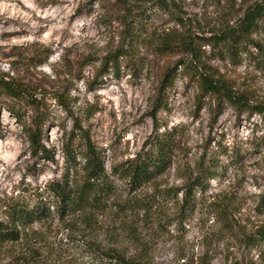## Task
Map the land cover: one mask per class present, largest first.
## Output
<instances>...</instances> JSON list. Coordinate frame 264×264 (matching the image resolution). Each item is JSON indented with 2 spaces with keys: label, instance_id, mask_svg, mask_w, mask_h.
<instances>
[{
  "label": "rangeland",
  "instance_id": "obj_1",
  "mask_svg": "<svg viewBox=\"0 0 264 264\" xmlns=\"http://www.w3.org/2000/svg\"><path fill=\"white\" fill-rule=\"evenodd\" d=\"M105 1L104 7L98 0L84 7L88 0H0V70L49 91L51 120L44 126V145L53 154L52 160H33L21 122L1 110L0 205L22 195L24 188H39L62 176L61 144L74 119L87 130L107 168L141 151L156 124L158 132L175 133L174 162L130 197L145 199L155 188L181 187L205 154V160L218 157L219 174L209 180L201 202L180 218L174 202L157 195L150 209L137 212L129 204L120 211L109 199L103 212L95 213L94 226L91 217L92 232H79L84 227L79 223L69 229L57 219L33 223L44 238L39 264H92L81 248L90 238L107 246L112 231L116 239L111 244L129 255L142 246L152 264H264V240L256 233L264 226V207L258 205L264 194V111L257 110L264 106V63L244 59L233 64L216 58L208 44H199L195 57L182 51L159 53L157 41L149 39L138 50L136 75L122 67L119 77L106 75L92 88L87 84L99 58L119 44L120 19L128 7L144 10L146 24L156 34L172 30L208 36L234 23L257 0ZM252 36L263 40L264 32ZM43 47L50 53L46 62L27 68L20 56ZM88 56L92 63L78 72V61ZM180 58L192 60L198 71L206 68L212 77L220 75L233 91L244 93L250 106L240 110L227 104L213 120L215 100L205 95L197 103L195 80L181 73L167 92L166 106L154 110L160 73ZM56 91H64L70 111L51 98ZM126 195L119 190L114 201Z\"/></svg>",
  "mask_w": 264,
  "mask_h": 264
},
{
  "label": "trees",
  "instance_id": "obj_2",
  "mask_svg": "<svg viewBox=\"0 0 264 264\" xmlns=\"http://www.w3.org/2000/svg\"><path fill=\"white\" fill-rule=\"evenodd\" d=\"M98 1H101L103 7L107 5L105 0ZM92 2L94 0H88L83 6H90ZM145 17L144 10L127 8L126 14L120 19L122 29L119 33V44L99 58L98 67L95 68L92 78L87 80L88 87L92 88L101 83L106 75L119 77L122 67H127L129 72L136 75L140 71L141 60L138 50L141 44L149 39L157 41L156 49L159 53L182 51L185 55L193 54L195 57L196 47L199 44H208L216 58H226L233 64L239 65L244 59L252 60L257 66L264 63V39L259 40L252 36L254 33L264 32V0L250 3L234 23L220 26L208 36H194L190 32L177 34L172 30L156 34L154 29L149 30ZM49 54L48 49L43 47L20 57L29 68L46 62ZM191 62L192 60L187 62L180 58L161 71L153 100L154 110L166 106L167 92L174 86L181 73L187 76L189 81L195 80L199 91L196 94L197 103H201L205 95H210L215 100L212 107L213 120L227 104L240 110L250 106L244 93L233 91L219 78L220 75L212 77L205 72L206 68L198 71L196 65ZM87 63H92L89 56L88 59L84 57L78 61L77 71L80 72L83 64ZM48 95L49 91L42 87L37 88L21 75L0 70V115L1 110H5L21 122V131L25 136L28 151L36 161L41 158H53L51 150L44 145V126L51 120ZM51 98L59 108L70 111L64 91L52 92ZM257 110L264 111V106L258 107ZM155 126V133L145 141L141 151L107 168L102 154L89 141L87 130L80 129L74 119L61 144L64 158L62 176L48 180L39 188H24L22 195L2 201L0 264H39L43 257L41 247L44 238L41 232L33 229V223H51L57 219L59 223L66 222L69 229L72 226L77 228L76 224L79 223L84 224L79 232H92L95 213L103 212L109 199L120 211L123 206L125 208L126 204H129L132 208L136 207L134 210L137 212L150 209L151 200L157 195V199H171L180 218L191 212L209 189V180L219 174L218 157L209 156L206 162V155L200 156L199 161L184 176L181 187L155 188L153 193L146 195L147 199L129 195L154 181L174 162L177 147L174 131L165 129L158 132V127L156 124ZM119 190L128 195L123 200L120 198V201H114ZM258 205L264 207V194L260 196ZM256 233L263 241L264 226L258 227ZM115 235L113 231L110 233V243H107V246H102L96 239L90 238L81 248V251L85 252L86 262L152 264L142 246L129 255L126 248L111 244L116 239Z\"/></svg>",
  "mask_w": 264,
  "mask_h": 264
}]
</instances>
